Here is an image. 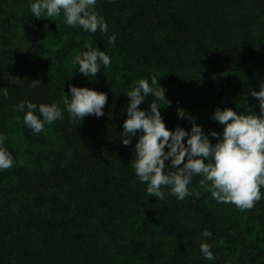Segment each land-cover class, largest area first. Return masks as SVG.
I'll use <instances>...</instances> for the list:
<instances>
[{
	"label": "trees",
	"instance_id": "obj_1",
	"mask_svg": "<svg viewBox=\"0 0 264 264\" xmlns=\"http://www.w3.org/2000/svg\"><path fill=\"white\" fill-rule=\"evenodd\" d=\"M30 2L0 0V127L19 137L4 142L14 164L0 171V264H264V199L245 211L217 203L199 176L189 186L199 198L179 201L167 188L163 201L149 197L131 166L137 138L121 142L126 93L152 75L171 102L161 109L169 130L191 129L178 109L205 133L223 131L217 107L259 115L249 94L264 82V0H97L105 34L37 20ZM88 43L112 59L97 77L72 64ZM69 86L105 93L104 115L80 123L64 111L33 134L14 111L21 101L63 109ZM205 242L214 260L203 258Z\"/></svg>",
	"mask_w": 264,
	"mask_h": 264
},
{
	"label": "clouds",
	"instance_id": "obj_2",
	"mask_svg": "<svg viewBox=\"0 0 264 264\" xmlns=\"http://www.w3.org/2000/svg\"><path fill=\"white\" fill-rule=\"evenodd\" d=\"M114 3V0H107ZM97 0H31L29 10L35 19L62 17L67 26L79 28L84 32L102 34L108 32V23L95 9ZM51 20V19H50ZM115 34L109 36L108 43L114 45ZM75 69L82 77H97L102 68H109L112 59L103 50L94 48L91 43L85 45L72 59ZM90 80V79H89ZM155 75L149 79H140L127 92L129 103L126 107L127 118L123 123L121 142L129 146L136 137V157L131 163L135 175L141 184L146 185L149 197L161 201L165 191L179 201L188 197L199 198L200 192L191 189L194 177H202L199 186L211 194L217 203H230L241 211L252 209L264 199V82L259 83V91L249 96L258 101L260 114H237L231 108L221 110L217 107L212 120L223 126V131L205 133L196 123V118L178 109V117L191 122L190 131L182 127L174 130L166 128L161 109L171 106L166 99L165 89L159 85ZM148 110L140 105L149 97ZM108 96L89 88L69 86L64 92L62 104H39L21 101L14 111L24 113L23 122L33 134L44 131L45 125L63 120L67 111L73 121L80 123L89 115L100 118ZM38 113V114H37ZM19 119V117H17ZM139 133V135H138ZM214 138L213 143L209 138ZM186 141V142H185ZM5 137L0 134V171L10 169L14 164L11 152L4 147ZM167 149V151H166ZM170 161L171 167L166 166ZM175 169L166 172L165 169ZM201 236L211 238L209 230H203ZM212 245L200 244L204 259L214 260Z\"/></svg>",
	"mask_w": 264,
	"mask_h": 264
},
{
	"label": "rangeland",
	"instance_id": "obj_3",
	"mask_svg": "<svg viewBox=\"0 0 264 264\" xmlns=\"http://www.w3.org/2000/svg\"><path fill=\"white\" fill-rule=\"evenodd\" d=\"M0 134L4 135L8 143L14 144V146L18 144L19 137L16 134V130L13 125L5 128L0 127ZM23 146L26 149V145L24 144Z\"/></svg>",
	"mask_w": 264,
	"mask_h": 264
}]
</instances>
